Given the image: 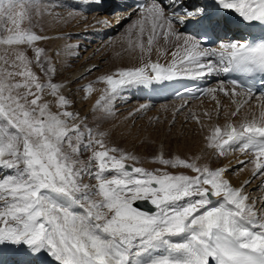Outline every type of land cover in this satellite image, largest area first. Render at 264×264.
<instances>
[{
	"label": "snow or ice",
	"instance_id": "snow-or-ice-1",
	"mask_svg": "<svg viewBox=\"0 0 264 264\" xmlns=\"http://www.w3.org/2000/svg\"><path fill=\"white\" fill-rule=\"evenodd\" d=\"M45 2L62 6L57 0ZM215 3L243 22L264 23V0ZM41 4L42 0H0V21L7 19L12 25L0 23V32H7L0 35V45L7 46L0 55V170H7L0 176V247L23 249L29 259L22 264H40L43 256L52 264H264V222L247 203L243 186L234 188L225 178V168L163 155L154 162L164 169L127 165L126 161L138 162V158L109 148L96 138L103 133L87 128V117L68 111L72 101L62 94L64 85L53 82L52 58L37 46L48 37L21 27L28 9ZM137 11L139 18L127 33L130 44L134 31L142 36L150 26L147 48L142 42L134 45L142 54L151 52L157 35L181 42L183 54L177 60L173 52L167 64L143 60L142 55L139 66L101 77L107 88L96 106L105 114H111L112 100L129 87L206 74L264 75V38L222 40L218 48L202 46L199 37H206L209 27L204 7H189L184 0H146ZM190 22L203 32L193 35L177 27ZM27 49L33 51L32 57ZM34 65L47 79L37 75ZM224 83L204 94L211 95L218 109L217 92L243 97L231 113L237 116L252 98L251 84L233 79L226 89ZM82 90L87 96L92 86ZM46 92L55 98L58 111L43 100ZM185 92L191 94L192 89ZM260 99L258 118L239 123L226 119L206 138L208 147L221 156L237 147L250 152L255 172H264V96ZM204 115L211 119L210 113ZM193 118L199 122V117ZM83 152H90L86 161ZM138 201L150 203L154 211L141 210L135 206Z\"/></svg>",
	"mask_w": 264,
	"mask_h": 264
},
{
	"label": "bare ground",
	"instance_id": "bare-ground-1",
	"mask_svg": "<svg viewBox=\"0 0 264 264\" xmlns=\"http://www.w3.org/2000/svg\"><path fill=\"white\" fill-rule=\"evenodd\" d=\"M75 1H81L83 2V4H81L80 7H76L71 4V3H75ZM99 1H102V3H99L97 5L96 3L93 2V0H57V2L60 5H62L61 6L62 8L65 6L69 8L71 7L72 9H76L75 11L72 10L71 12L72 15H69L70 12H67L66 10H62V9L59 10L60 7L49 6L45 2V0H43V5L45 6L44 12H42V14L41 13H37L36 15L34 14L35 16L31 23L33 27L37 25L36 23L39 22L41 23V21L42 22L44 21L47 24V31L45 33L43 32L42 34L41 33L39 34L48 37V39L37 42V45L41 43H46L50 45L49 51L51 52L53 51V54L59 56L60 58L59 61L61 62V64L65 65L66 67L65 69H68L67 68L68 64L70 65L72 62H75L73 64L75 65V68L70 69L68 72L70 73V75H68V77L63 82H60L61 84L64 85V87L61 89L62 94H64L68 99L72 101V104L68 108V111L78 113L80 117H87L85 121H89L92 119V117L86 116V113L89 114L97 113L96 119L98 121H96V123L101 122V120L104 121L105 118L110 117L109 115H104V114L100 115L99 114L100 108L96 106L97 100H99L100 97L104 95L105 90L107 88L106 84L100 80L101 77L108 74H115L120 69L139 66V64L141 63L142 55H143V60H148V59H151L152 61L158 60L160 63H162L161 59H163L164 55L168 54L167 52L168 50L170 51V49L174 47H179L181 45V42H177L173 39H169L168 41H165V39L162 36L157 35L154 37V43L151 47V52L148 53L146 51L142 54L140 52L139 47L134 45H137L139 42H142L147 48V37L150 33V26H146L145 32L142 36H139L138 29L132 33L131 44L129 43V38L125 37L122 39L119 38L120 44L112 43V47L109 46L107 47L106 46L107 42L104 43V41L101 40V38L97 40H94V38H96L97 36L100 37L102 34H105L106 32L109 33L110 29L113 27H119L120 24L126 20L124 19L126 16L130 17L134 13H138V11L137 10L116 11V3H113L111 1L106 2L107 0H99ZM165 3H168V0H165ZM184 3L189 7L192 4H194L195 6L205 5V2L203 0H184ZM78 10H81V12H79ZM33 27L30 28L31 31L35 30V28ZM177 27L179 28L181 26L177 25ZM86 28H87L86 30L87 32H84V34L86 33L87 35H90L89 38L91 39V41L85 44L86 45L85 50H83V53H80L77 47V43L75 45V40H73V38H76V34H77L81 39L83 35L81 30ZM64 30L65 31L68 30L69 34H67ZM115 31L116 29L113 30V33ZM80 33L82 35H80ZM66 34L70 37L69 40H68L69 37L65 36ZM138 36H139V41H138ZM94 41L97 44L95 48H93L95 45ZM101 44L102 46L99 47ZM0 46L5 47L4 45H0ZM105 46L107 47V49L104 50ZM181 46L180 48H182ZM120 51H122V54H120L122 56L119 59L120 55L118 53ZM107 57H109L108 64L102 63V59H105ZM99 66L105 67V69H102V71L99 74L94 75L92 77L93 79L82 78L85 74L89 73L90 71L94 70L96 67ZM82 71H84V73H82ZM88 85L92 86V91L90 92V94L86 96L85 91H83L82 89L86 88V86ZM142 87L143 86H141V88ZM211 87H219V83L218 84L215 83ZM224 87L226 89L231 88V86H229L228 84H224ZM130 89H131L130 95L134 99L138 98L136 94L137 91L140 89L139 86L130 87ZM215 95L217 97V100L220 102L219 109L217 107L216 101L212 100L211 95H207L206 97H204L199 101H191L187 103L186 101L183 100L171 101V102L166 101V102H162L161 105L158 104L157 107H154L155 103L137 99L138 100L137 102L134 101L131 104L129 103L128 108L130 109H128L127 112L123 113L121 116H118L117 118H114L115 121L112 120L113 121L112 124H109L107 127L110 126L112 128V126H114V128H112L110 132L113 133L114 137H118L120 139H121V135L119 134V132L122 130L125 133H130V132L142 133L147 131L145 137L151 138L153 137L152 134H155L156 132L154 130L153 132H151L152 129L151 127L149 128V125L145 126L147 122L146 120L143 119L144 122L142 124L145 123L144 125L139 124L141 123L140 122L141 120L134 122V125L131 123V121L133 119L136 120L137 117H139L142 114H145L147 117H149V116H155L158 112L159 113L162 112L161 114L164 116V114H166L165 111L169 109L170 113L167 119V124L170 121L172 122V120L174 121L175 119H177L178 127L177 126L176 127L179 128L182 123L181 126L182 128H184L182 133L184 131L186 133V130H188V132L193 131L192 133H194L195 131L194 128L198 127L200 129L199 126L201 124L200 125L197 124V126L196 125L194 126L192 122L191 121L188 122V120L191 117L192 118L199 117V121L201 122L203 121V119H208V116H205L204 113L205 112L210 113L211 119L207 121L205 120L207 124L206 130H208L209 133L207 131L205 132V130H203L202 133L201 132L202 130L200 129V132L202 133V134L200 133L201 135L200 140L198 137H195L194 134L192 135L191 140H189L188 138L189 136L187 137V139H184L186 135L184 133V137H183L184 140L180 137L181 141L180 142L176 141L178 145H175L176 143H174L177 151H179L178 149H185L188 147L189 148L191 147L193 149V152L194 150H197L194 154L196 155V159L198 161H202L201 163L202 165L204 160L205 159L208 160V158L212 155L213 152V149L208 147V140L206 139L207 133L210 136L211 135L210 132L212 131L215 125L222 126L225 123V119L223 118L220 121L218 120L219 117H225L226 119L227 118L229 119L231 113L233 111H236V109L239 107V105L243 102L244 99L243 97L225 96L223 92H217L215 93ZM47 96L48 98L46 99V101L50 103L51 110L53 112L58 111V109L55 106V98L49 94H47ZM131 96H127V97L121 96L122 99L121 101L131 102V100H129ZM260 97H261L260 95H256V96L252 95V98L249 99L248 102L243 105L244 108L242 107L244 112H242L241 109V111L238 114V117L232 120V122L239 123L241 120L246 118V115L250 111L253 112V114H255L256 117H258L261 112V104H262ZM233 99L236 100L235 104L232 103ZM208 101L211 102L212 104L210 103L206 104V102ZM122 102L120 104H124ZM141 105H146V107L140 109ZM138 109L140 110L138 111ZM177 109H180V111H177ZM217 111H219L220 114L216 119L215 116L217 115ZM112 117L111 119H113ZM122 118H124V120H122ZM205 126L202 127L205 128ZM192 133H189V135ZM170 135L171 134H168V137L167 138L165 137L166 139L165 146L166 145L168 146ZM193 141H195V143H198L195 146V148H193L192 145ZM199 147L203 149L200 150ZM207 148L210 149L208 150ZM160 150H162V147L160 148ZM2 171L4 170H1V173ZM1 173L0 176H2ZM262 185L260 184L259 187L264 189V186ZM260 191H264V190H260ZM244 194H247V196L250 195V189L248 187L245 189ZM251 194H252V198L250 197V200L247 201V203L254 207L258 219L264 222V208L261 209L264 206V202H262L264 199V192L260 196V198L258 197V193L256 191H253Z\"/></svg>",
	"mask_w": 264,
	"mask_h": 264
},
{
	"label": "rangeland",
	"instance_id": "rangeland-1",
	"mask_svg": "<svg viewBox=\"0 0 264 264\" xmlns=\"http://www.w3.org/2000/svg\"><path fill=\"white\" fill-rule=\"evenodd\" d=\"M108 2V0L106 1ZM25 7H28L27 5ZM65 7V6H64ZM60 7L59 10H66L67 12H72L75 11L76 9H72L71 7H65V8ZM44 8L45 6L43 5V0H42V4L40 7H32L28 9V15L25 17V19L22 21L21 27L24 29H28L30 30V28L33 27V25L31 24L33 21L34 16L37 13H41L44 12ZM17 11H19V9H17ZM79 12H81V10H78ZM35 14V15H34ZM139 18L138 13H134L133 15H131L130 17H125L124 19H126L123 23L120 24L119 27H113L110 29V32L107 33V36H105L106 38L102 39V35L100 37H96L94 38V40L100 39L104 41V43L107 42V47H112V43L113 44H120L119 38H129V36L127 35L129 27L134 23V21H136ZM0 23H2L3 25H5L6 27H12L11 22L8 21L7 19H4L2 21H0ZM40 23V22H39ZM39 23H36L37 25H35V30L34 32H36L37 34L39 33H45L47 31V24L46 22H42L41 21V25ZM32 25V27H31ZM46 26V27H45ZM116 29V31L113 33V30ZM86 29L81 30L82 34L80 33V35H82L81 39L80 37L76 34V38H73V40H75V45L77 43V47L78 50L80 51V53H83V50H85L86 48V43H88L89 41H91V39L89 38L90 35H87L86 33L84 34V32H87ZM65 31V30H64ZM63 31V32H64ZM67 34L68 30L65 31ZM65 35L67 37H69L68 35ZM0 35H7L6 31H2L0 32ZM70 39V37L68 38V40ZM93 42V41H92ZM94 47L97 45L94 41ZM103 44V43H102ZM102 44L99 46L101 47ZM182 45V44H181ZM180 45V46H181ZM40 48H43L45 50V52L47 53L48 56H50L52 58V62L56 68V72L54 74L53 82L55 83H60L63 82L68 75H70L69 70L72 68H75V65H73L75 62H72L70 65L68 64V69H65V65L61 64V62L59 61L60 58L58 55L53 54V51H49V47L50 45L46 44V43H41L39 45H37ZM84 46V47H83ZM105 46L104 50L107 49V47ZM179 47H174L172 49H170V51L168 50V54L164 55L163 59H161L162 63H170L173 59V52L177 53V56L175 57L177 60L180 59V56L183 54V50L182 48ZM26 47V46H25ZM182 47V46H181ZM84 48V49H83ZM6 50V46L5 47H1L0 46V55H3L5 53ZM51 53V54H50ZM27 54L29 57L33 56V51L31 49H27ZM119 55L122 54V51H120L118 53ZM122 55H120L119 59L121 58ZM109 62V57L102 59V63L104 64H108ZM167 62V63H166ZM64 65V66H62ZM102 69H105V67H96L94 70L90 71L89 73L85 74L82 78L87 79V78H92L94 75L99 74ZM33 70L37 73V75H39L41 77L42 80L47 79L44 74L40 71V69L38 67H36L35 65L33 66ZM82 73H84V71H82ZM65 75V76H64ZM81 78V79H82ZM93 79V78H92ZM131 91V89H130ZM134 91V90H133ZM121 96L122 97H127L128 95L124 96V93H122L120 96L116 97L115 99H113V103L111 105L112 111L111 114H105L103 112L102 109H100V115L104 114V115H109L110 117L105 118L104 121L101 120V122L96 123V121H98L96 119V115L97 113H86V116L92 117L91 120L89 121H85L84 123L87 125V128H90L94 134H99V133H103L104 135L102 137L100 136H96V138L102 139L103 142L105 143V145H107L109 148L115 147L117 149H121L124 152L127 153H131L132 155L136 156L138 158V162L136 161H132V160H128L126 161V164H130L133 166H137V167H143L147 170H155V169H164V165H161L157 162H154V158L157 155H163L165 158H172V157H180L182 159H186L189 160V162L191 161H195L198 165H201L202 161H198L196 159V155L194 154L197 150H194L190 147L185 148V149H178L179 151L176 150L175 145H178L176 143V141L180 142L181 139L180 137L183 139L184 137V133L185 131L182 133V131L184 130V128H182V123L180 125L179 128H177L178 126V122L177 119H175L174 121L172 120V122L170 121L167 124V119L169 117V109L165 111L166 114H164V116L161 114L162 112H158L155 116H149L147 117L145 114L140 115L139 117H137L136 120H132L131 123L134 125V122L140 121L142 124L144 122V120H146V125H149V128L151 127V132H153V130L156 132L155 134H152L153 137H148L146 138L145 135L147 134L146 132H130V133H125L123 130L119 132V134L121 135V139L118 137H114L113 133L110 132L112 128H114V126H112V128L109 126L107 127L109 124H112V120H114V118H117L118 116H121L123 113L127 112L129 106V103L131 104L134 101L131 102H122L121 100ZM48 98L47 96V92L45 93V95L43 96V100L46 101V99ZM124 103V104H120V103ZM171 102V101H169ZM212 104L211 102H206V104ZM161 105L162 103H155L154 107H157V105ZM124 107H123V106ZM117 106V107H116ZM116 107V108H115ZM122 107V109H121ZM244 108V107H243ZM242 109V108H241ZM240 109V111H241ZM227 111V110H226ZM223 112V110H222ZM242 112H244V110L242 109ZM164 113V112H163ZM251 113V114H250ZM113 114V115H112ZM132 115V114H131ZM161 115V117H160ZM167 115V116H165ZM113 116V117H112ZM111 117L113 119H111ZM164 117V118H162ZM237 116H230V118L227 120H234L235 118H237ZM256 117L255 114H253V112H249L246 115V118H254ZM259 117V116H258ZM256 117V118H258ZM161 118V119H160ZM215 118L217 119L218 116L216 115ZM225 119V117H219L218 120H222ZM99 119V118H98ZM144 119V120H143ZM122 120H124V118H122ZM143 120V121H142ZM210 120L208 119H203V121H199L197 123V120L194 118H190L188 120L192 122V124L195 126H197V124H201L199 127L202 130L201 132L203 133V130H205V132L208 130H206L207 128V124L206 121ZM115 121V120H114ZM150 122V123H149ZM152 122V123H151ZM203 122V123H202ZM96 123V124H95ZM145 124V123H144ZM142 124V125H144ZM206 125V126H205ZM177 126V127H176ZM202 126H205V128H203ZM165 127V129H164ZM181 128V129H180ZM200 129L198 127L194 128V133H192L191 131L188 132V130H186V135L184 137V139H187V137L189 138V140H191L192 135L194 134L195 137H198L199 140L201 139V135H200ZM197 130V131H196ZM115 131V130H113ZM163 132V133H162ZM178 132V133H177ZM189 133H192L189 135ZM201 133V134H202ZM209 133V132H208ZM207 133V135L209 136V134ZM168 134L170 135V140L168 143V146L166 147V139L168 137ZM176 134V136H175ZM211 134V132H210ZM206 135V137H208ZM176 137V138H175ZM205 137V138H206ZM153 138V139H152ZM183 139V140H184ZM163 142V143H162ZM133 143V144H131ZM174 143H176L174 145ZM200 143V142H199ZM198 143H195V141H193L192 145L193 148H195V146ZM162 147V150H160V148ZM200 148V147H199ZM203 148H200V150ZM208 150L210 148H207ZM184 150V151H183ZM134 151V152H133ZM181 151V152H180ZM186 151V152H185ZM90 155V152H83L82 153V159L83 160H87L88 157ZM253 155L251 153H247V152H241V151H237V149L235 150H229L227 151L223 156L218 155L216 150L213 149L212 155L208 158V160H204L202 165H207L208 167H210L211 169H216V168H225L226 171L224 173V176L226 179H228L231 183V186L234 188H241V186H243V192H245V189L248 187L250 189V195H248L250 200V197L252 198V192L256 191L258 193V197L260 198V196L263 194L264 191H260V190H264L262 188L259 187V185L263 184L262 186H264V172H255V168L254 165L250 162L253 159ZM168 171L171 172H177V171H184L186 174H190V175H194V173H191L189 170L186 169H171L168 168ZM255 173V174H254ZM262 180V181H261ZM248 183H245V182ZM85 182H88V178L85 177ZM92 183H95V181H92ZM247 195V194H246ZM256 201V199H255ZM264 202V199L263 201ZM264 206L261 208L263 209ZM260 209V210H261Z\"/></svg>",
	"mask_w": 264,
	"mask_h": 264
},
{
	"label": "water",
	"instance_id": "water-1",
	"mask_svg": "<svg viewBox=\"0 0 264 264\" xmlns=\"http://www.w3.org/2000/svg\"><path fill=\"white\" fill-rule=\"evenodd\" d=\"M135 206H137L140 209L145 210V211H154V206H152L148 202L138 201V202H136V205Z\"/></svg>",
	"mask_w": 264,
	"mask_h": 264
}]
</instances>
